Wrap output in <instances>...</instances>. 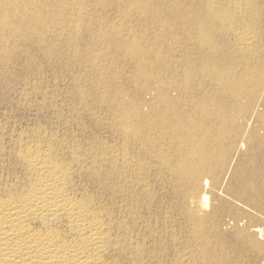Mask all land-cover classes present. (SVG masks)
Listing matches in <instances>:
<instances>
[{
  "label": "bare ground",
  "instance_id": "bare-ground-1",
  "mask_svg": "<svg viewBox=\"0 0 264 264\" xmlns=\"http://www.w3.org/2000/svg\"><path fill=\"white\" fill-rule=\"evenodd\" d=\"M35 5L0 0V64L30 59L32 43L54 58L46 43L61 39L46 34L58 23ZM129 8L155 20L156 39L168 44V59L156 53L154 68L143 61L142 35L118 22L120 38L108 48L134 60L142 98L125 103L102 78L108 64L92 55L84 66L95 79L91 96L74 88L68 116L48 105L62 137L26 131L4 144L0 134V264H264V190L253 178L264 163V0H133ZM107 22L97 33L104 49ZM70 124L84 133L90 126L91 141L76 139ZM183 188L178 202L163 205Z\"/></svg>",
  "mask_w": 264,
  "mask_h": 264
},
{
  "label": "rangeland",
  "instance_id": "rangeland-1",
  "mask_svg": "<svg viewBox=\"0 0 264 264\" xmlns=\"http://www.w3.org/2000/svg\"><path fill=\"white\" fill-rule=\"evenodd\" d=\"M85 1L86 0H77V1L76 0H63V1L62 0H34V4L36 3L35 7L40 8L42 10L44 9L43 11L46 12V13L44 12L45 15H47L46 22L49 21L48 20V18H49L50 20L55 19V22L58 23V25L57 24L54 25L53 32L51 31V32H48L46 34V39L47 40L48 39L49 40H55L56 38L60 37L61 40L57 43H54V44L50 41H47V43H46L48 47L53 46L52 51L54 54V58H52V59L54 61L52 59L47 58L44 55H42V53L40 52V47L38 45H36V43L35 44L32 43L29 46V48L31 49V50H29V55L31 57L30 59H28L27 56H24V55L19 56L18 55V58L16 60H9L3 64H0V128L3 127L0 129V134L2 135L1 137H3L2 140H3L4 144H6V142L9 143V140L15 139L17 136L22 135V133H26V131L28 133H31V134L37 133V135H38V134H41L45 130L43 132L44 134L42 133L44 136H48L45 134L51 133V131H52L54 134L56 133L57 137H62L64 132L61 128H59L60 125L58 123H55L56 118H55V116H53V112L51 109H54L56 107L58 109V107L60 105L59 110L60 111L62 110L61 112L63 113V116H65V115L68 116L69 113L67 114V112H69L68 111L69 106H70V108H73L71 106V105H73V106L75 105V103H74L75 101H73V99L76 100L77 99L76 96L79 95L78 92H76V95L74 94L75 89H76V91L81 90L80 93L84 92L85 95L91 96L90 89H91L92 83L95 81V79L92 76V74L90 75V77L88 76L89 72L87 74L85 73V71H84L85 67L84 66L86 64V61H88L92 55H99L97 63H98V61H100L103 65L105 63L108 64L107 66L105 64L104 65L105 67H104L99 62L98 64H101V65H97V66H100L101 68H102V66L104 67V68H102V69H104L103 74H102L103 80L105 78L104 81H106L110 86L115 87V85H116V87H117V89H119V91L121 89V91H120L121 96L120 95L119 96L120 97L123 96L124 100L127 99V101H125V103L134 104L133 100L137 101V100H139L138 97H140V96H141L140 98L143 97V94L141 91L143 83L141 80H136L137 78L133 77L134 71H135L134 70L135 65H133V64H135L134 60L133 59L130 60L128 58V61L131 63L130 64L128 61L126 62L127 58L124 57L120 51L119 52L114 51V49H116V48H114L112 50L110 48H108L109 43L112 42V40L115 41V40H117V38H120L118 35L119 31L117 28V27H119L118 24L120 22H121L120 24L123 27H127L130 24V26H132V28L134 29V32L136 33V35H138V36L142 35V37H143L142 44L144 45L145 48H147V46H148L147 51L150 52V53L149 52L146 53L148 55V56H146V58L145 57L143 58V61L146 64H154L152 66L154 68L157 67V64L155 62L156 60L154 57L156 53H158L159 55L163 53L162 55L159 56V58L161 60H164L163 59L164 57H166L165 60L168 59V53L166 51L168 44L166 42V39L163 36L161 37L162 39H160V40L156 39L157 35L161 36L163 34L162 27L160 28V26H158L157 22L154 23V25H153L152 22H155V20L152 21V19L150 20V18H148V20H147V17H143L142 19L138 18L137 12L134 9H132V11H131V8H129V6L132 4L133 0L132 1H130V0H118V2H117V0H87L86 3H85ZM71 2H72V4H71ZM76 2H78L79 4L83 3V5L85 6V10L84 11L82 10L79 12L75 7ZM106 2H108L109 4ZM115 2H117V3H115ZM100 3L102 4V6L100 5ZM118 3L122 4V6H123L122 10H124V9L128 10V12L124 14L125 16L122 17L121 19H119V17H118L119 13H117V14L115 13V11H116L115 8L118 5ZM88 7H89V9H88ZM50 8H56L55 14L57 13V15H55L54 13H49ZM86 8H87V10H86ZM91 8H93V10ZM98 9H100V11ZM133 11H135V12H133ZM92 13L94 15H92ZM52 14H54L55 16L54 17L51 16ZM127 15H128V17H127ZM78 16H79V18L77 20L76 17H78ZM131 16L133 17V19ZM159 16H160L159 18L161 20H162V17H164V15L162 13ZM72 17H74V18H72ZM125 17H127V19ZM129 17H131V20L129 19ZM98 19H99V21H98ZM114 19L117 20V22ZM100 20H101V22H100ZM139 20H141V21H139ZM75 21H76V23L78 22L77 23L78 27L76 28L77 30L74 29ZM103 21H104V23L106 21H108L107 22V25H108L107 38H106V40H103V42H105L104 43L105 49H104L102 44H99V41H98L99 39L97 38L98 29L100 26L102 27L101 23H103ZM134 21H138V23L134 22ZM148 21H149V23H147ZM84 22H86V23L84 24ZM112 22H114L113 25H112ZM99 24H100V26H99ZM141 24H143V25H141ZM110 29H111V31H110ZM96 30H97V32H96ZM135 30H137V31H135ZM138 30H140V31H138ZM139 32L140 33L142 32V33L140 34ZM137 33H139V34H137ZM68 36H71V37L76 36V37L74 38V40H72L70 42H64L65 38H67ZM145 36H146V38H145ZM145 40H147V41L143 43V41H145ZM161 40H162V42L159 43ZM150 41H151V43H150ZM15 44H16L15 49H16V51H18L17 48H19V46H21V42H18ZM97 45H98V47L100 45V47L98 48ZM98 49L100 51L102 50L103 52L105 51L106 54L103 53L102 51L98 52L99 51ZM162 50H164V51H162ZM152 51H154V52H152ZM96 52H97V54H96ZM98 53H101V54H98ZM105 55L107 58L105 57ZM151 56H153L154 59ZM103 57L106 59L107 62L105 61V59H103ZM123 58L126 60H124ZM152 61H154V62L152 63ZM176 61H178V60H176ZM106 67H108V69H106ZM106 70H108V72ZM124 70H126V71H124ZM118 71H120V73H121L120 76H119ZM116 73L118 74V76L116 75ZM104 74H105V76L103 77ZM81 75H83V77ZM125 76H126V78H125ZM78 77L81 80V81L78 80L79 82H77V80H76V79H79ZM118 77L119 78L121 77L120 78L121 80ZM107 78L109 81L106 80ZM128 78H129V80H127ZM110 80L112 81V83ZM116 80L117 81L119 80V81L117 82ZM134 81H135V83H133ZM136 81H138V84ZM74 83L78 84V86L75 87L73 85ZM80 83H83V84H80ZM90 83H91V86L89 85ZM117 84H119V85H117ZM120 86H122V87H120ZM83 87H85V88H83ZM81 88H83V89H81ZM25 93L26 94L31 93V94H33L32 96L35 98L34 99L31 98V100L30 99L29 100H23L21 98V94H25ZM112 93H114V92H113L112 88H110L107 91V95L105 97H108V96L111 97L112 95H114ZM35 95L38 96L39 98L41 96V98L39 99ZM69 101L71 104L69 103ZM95 101H96L95 98L88 97L87 98V103H88L87 106H89V108L92 107L95 110L99 109L98 106H96V104L94 106ZM77 103L78 102H76V107H77ZM49 104H51V105L57 104V105L53 106L54 108H52L51 105H50L51 107L48 106ZM39 108L42 110H40ZM47 111H48V114H47ZM36 112L39 114V116H38V114H36L37 116L35 115ZM39 112H41V113H39ZM41 115H42V117H41ZM43 116H44V119H43ZM45 117H46V119H45ZM47 118H50L51 121H50V119L48 120ZM37 119H39V120H37ZM52 120H53V122H52ZM3 123H5V124H3ZM49 123H51V124L49 125ZM44 125H45V128H44ZM39 127H41V128H39ZM75 127H76V125L70 124L69 131H73V133L76 135L75 136L76 139L78 138L81 141H84V139H85V141H91L90 137L93 135L89 134L91 132L90 126L89 127H88V125L86 126L89 128L88 130H86V133L79 132L78 127H76L77 131H75ZM33 128H35V129L37 128V129L35 130ZM24 129H26V130H24ZM29 129H31V130L29 131ZM53 129H54V131H53ZM1 130H2V133H1ZM58 130L62 133H60ZM23 131H25V132H23ZM45 132H47V133H45ZM80 133H82V134L80 135ZM85 134H87V135H85ZM3 135H5V137ZM15 135H16V137H15ZM78 135H80V136H78ZM82 135L83 136L85 135L87 138H84L85 136L83 137ZM12 136H13V138H11ZM100 136L101 135H99V136L97 135V137H99L102 140L106 138L104 133H102L101 137ZM80 137H82V139ZM99 138H97V139H99ZM88 139H90V140H88ZM259 163L261 164L260 168H262V172L259 173L260 176L259 175H253V178L257 182V185L263 186L262 189L264 190V163H262V162H259ZM251 167H252L251 163L244 164L243 170L248 172V173L246 172L247 176L251 174L250 173V171L252 170ZM150 177H149V179L151 181H149V182H151L152 187L156 185L157 188H155L156 187L155 186L154 189L156 191L159 190V184H158L159 182L157 183V181L155 179H153V177L152 178H150ZM256 179H258V180H256ZM152 181L153 182L156 181L155 182L156 184L152 183ZM184 192H185L184 188L176 191V193L169 191L165 196L168 199L166 198L163 205L165 207H167L169 205L168 203H170V205L171 204L173 205V203L175 204L176 201L178 202V198L180 200V197L184 194ZM154 199L158 200L156 196L154 197ZM179 202H181V201H179ZM232 241L234 242L235 239L233 238Z\"/></svg>",
  "mask_w": 264,
  "mask_h": 264
}]
</instances>
